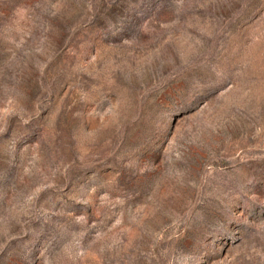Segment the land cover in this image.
<instances>
[{
    "label": "rangeland",
    "instance_id": "374dc122",
    "mask_svg": "<svg viewBox=\"0 0 264 264\" xmlns=\"http://www.w3.org/2000/svg\"><path fill=\"white\" fill-rule=\"evenodd\" d=\"M0 264H264V0H0Z\"/></svg>",
    "mask_w": 264,
    "mask_h": 264
}]
</instances>
